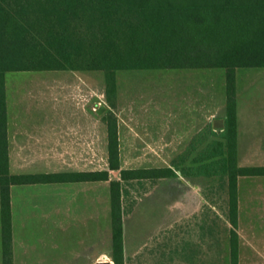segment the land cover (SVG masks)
Returning <instances> with one entry per match:
<instances>
[{"label":"rangeland","instance_id":"obj_1","mask_svg":"<svg viewBox=\"0 0 264 264\" xmlns=\"http://www.w3.org/2000/svg\"><path fill=\"white\" fill-rule=\"evenodd\" d=\"M235 75L239 93L247 92L246 96L254 102L260 100L254 108L264 112V67L236 68ZM115 78L112 106L105 92L104 73L99 70L4 72L9 171L41 173L105 168L109 115L116 120L119 160L124 168L163 166L172 161L179 162L180 167L187 166L215 138L210 133L212 119L225 113L222 68L128 69L117 71ZM99 106L104 107L101 113L96 112ZM52 132L68 135L65 139L69 152H58L60 140H64L58 135L51 139L49 148L53 152H44L46 147L41 144L30 146V135L32 141L40 142ZM252 155L253 160L264 163V154ZM110 176L117 177L118 172L110 171ZM195 177L199 178L204 202L193 215L175 222L180 234L172 229L177 202L172 200L169 179L131 181L125 185L123 264H229L230 224L225 189L217 177ZM155 185L156 190L148 194ZM108 189L107 181H99L100 214L109 204ZM30 208L32 240L43 245V237L49 239L52 264H61L59 216L51 209V232L43 234V229L36 226L37 219L43 220V215L37 213L41 204ZM186 242L190 258L178 263L177 245L184 247ZM43 253L42 249L34 251L33 258L43 259ZM108 259L114 264L112 253Z\"/></svg>","mask_w":264,"mask_h":264},{"label":"trees","instance_id":"obj_2","mask_svg":"<svg viewBox=\"0 0 264 264\" xmlns=\"http://www.w3.org/2000/svg\"><path fill=\"white\" fill-rule=\"evenodd\" d=\"M264 67V0H0V222L2 264L11 261L10 186L107 181L112 259L122 263L125 185L183 176L217 177L230 224L229 264L236 263V178L264 175V166L236 161L235 69ZM222 68L225 117L207 147L190 159L154 167H121L116 120H106V167L11 173L8 167L4 72L72 70L104 73L110 105L115 74L128 69ZM110 171H117L111 177Z\"/></svg>","mask_w":264,"mask_h":264},{"label":"crops","instance_id":"obj_3","mask_svg":"<svg viewBox=\"0 0 264 264\" xmlns=\"http://www.w3.org/2000/svg\"><path fill=\"white\" fill-rule=\"evenodd\" d=\"M236 88V75H235ZM246 93H239L236 88V159L242 167L264 166L263 162L253 160L252 154H264V112L254 108L260 104V100H254ZM243 94V95H241ZM225 99V98H224ZM225 111V102H224ZM225 113L220 117L224 122ZM6 120V133L8 141V126ZM48 127L51 129L50 123ZM52 130V129H51ZM211 130V129H210ZM62 136L61 149L58 152H69L65 134L52 132L42 141H32L30 146L37 147L40 144L46 148L44 152H53L49 147L51 139ZM37 140H40L39 138ZM37 152V149H31ZM245 154V155H244ZM251 154V155H248ZM239 160V161H238ZM92 170V169H91ZM179 176L160 178L169 179L172 185L173 201L176 200L172 229L180 234L179 221L190 217L198 211L204 197L200 190L199 178L195 176ZM33 190L40 191L34 192ZM156 190V185L152 190ZM146 193V194H147ZM109 204L100 214L99 181H66L43 182L31 184H13L10 186V222H11V261L12 264H52L49 239L43 237L44 244L33 241V233L30 232V219L33 211L31 206L39 207L36 226L41 227L44 233H50L53 214L59 216V241L61 264H96L99 260H109L112 253L110 201L109 189L107 194ZM237 198V224L235 227L237 243V264H264V175H239L236 178ZM41 201V203H40ZM55 210V211H54ZM124 214V213H123ZM177 222V223H175ZM42 223V224H41ZM33 226V225H31ZM33 232L36 229L33 227ZM39 229V232H41ZM187 230V228H186ZM181 232H184L181 228ZM126 229L122 227V249L126 252ZM42 239V237H39ZM33 239V240H32ZM43 246V248H42ZM47 247V249H46ZM45 248V249H44ZM43 250V259L33 258V253ZM40 252L39 256L41 255ZM178 263L180 259H189V244L177 245ZM204 253H202V256ZM191 263V262H190ZM0 264H2L1 222H0ZM189 264V262H188Z\"/></svg>","mask_w":264,"mask_h":264},{"label":"water","instance_id":"obj_4","mask_svg":"<svg viewBox=\"0 0 264 264\" xmlns=\"http://www.w3.org/2000/svg\"><path fill=\"white\" fill-rule=\"evenodd\" d=\"M104 109L103 106H99V108L96 110L97 113H101ZM224 127L223 119L220 117L213 118L212 119V129H222ZM96 264H111L110 260H99Z\"/></svg>","mask_w":264,"mask_h":264}]
</instances>
